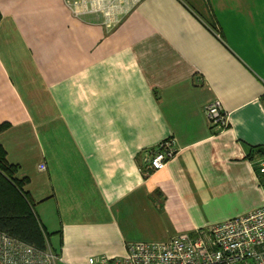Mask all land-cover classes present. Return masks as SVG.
I'll return each mask as SVG.
<instances>
[{
    "label": "crops",
    "instance_id": "0c3cea01",
    "mask_svg": "<svg viewBox=\"0 0 264 264\" xmlns=\"http://www.w3.org/2000/svg\"><path fill=\"white\" fill-rule=\"evenodd\" d=\"M0 14V145L61 264L264 208V0H0ZM167 139L175 156L144 176Z\"/></svg>",
    "mask_w": 264,
    "mask_h": 264
},
{
    "label": "built area",
    "instance_id": "2783aa9c",
    "mask_svg": "<svg viewBox=\"0 0 264 264\" xmlns=\"http://www.w3.org/2000/svg\"><path fill=\"white\" fill-rule=\"evenodd\" d=\"M205 115L213 127L228 125L219 101L209 104ZM175 154L174 141L167 139L145 156L139 170L144 176L159 171ZM259 172L264 173V158ZM0 264H61V258L49 247L37 249L0 231ZM102 264H264V208L165 242L130 243L124 258Z\"/></svg>",
    "mask_w": 264,
    "mask_h": 264
},
{
    "label": "trees",
    "instance_id": "16d2710c",
    "mask_svg": "<svg viewBox=\"0 0 264 264\" xmlns=\"http://www.w3.org/2000/svg\"><path fill=\"white\" fill-rule=\"evenodd\" d=\"M6 127L0 125V132ZM17 171L18 166L7 162L0 145V231L37 249H45V235L24 190L27 179L18 178Z\"/></svg>",
    "mask_w": 264,
    "mask_h": 264
}]
</instances>
